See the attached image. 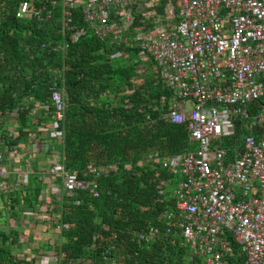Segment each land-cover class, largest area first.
I'll use <instances>...</instances> for the list:
<instances>
[{"label": "built area", "instance_id": "built-area-1", "mask_svg": "<svg viewBox=\"0 0 264 264\" xmlns=\"http://www.w3.org/2000/svg\"><path fill=\"white\" fill-rule=\"evenodd\" d=\"M47 3L59 8L61 30L71 28L73 42L91 34L111 57L133 53L140 79L149 71L167 89L152 106L154 118L183 125L196 145L154 159L169 175L159 193L174 202L164 213L167 232L202 258L198 264H227L235 257L234 244L242 264H264V138L243 133L240 145L223 147L237 125L251 130L264 123V102L251 107L264 99V0H23L16 17L42 18L50 14ZM51 102L53 117L40 127V136L30 134L28 151H11L5 140L10 135L0 132V193L26 184L32 155L51 152V161L38 163L46 204L50 189L56 199L81 187L97 196L95 181L84 183L65 171L51 150L48 138L58 133L64 115L62 93L53 90ZM145 119L151 121V114ZM104 170L87 168L94 177ZM58 178L61 188L52 184ZM23 210L37 217L35 210ZM157 234L153 227L139 240L149 243Z\"/></svg>", "mask_w": 264, "mask_h": 264}, {"label": "trees", "instance_id": "trees-1", "mask_svg": "<svg viewBox=\"0 0 264 264\" xmlns=\"http://www.w3.org/2000/svg\"><path fill=\"white\" fill-rule=\"evenodd\" d=\"M21 1L0 0V132L10 135L5 140L11 151H28L30 134L40 136V127L53 117L52 91H60L64 115L58 133L48 138L51 150L65 171L84 183L94 180L97 196L81 187L62 192L59 199L51 196L46 204L40 198L46 183L34 169L41 155H32L26 184L0 193L7 206V218L0 222V264H33L24 256L19 228L9 222L22 217L26 207L43 209L45 224L56 231L47 244L33 249L45 250L56 264L201 262L180 237L167 232L164 213L174 209V202L159 193L169 175L154 159L196 147L183 125L154 118L152 106L167 89L154 76L140 79L139 65L130 60L114 64L113 58L121 56L111 57L91 34L73 42L72 29L61 30L57 7L47 3L50 14L42 18L16 17ZM57 44L68 47L60 50ZM263 102L259 98L251 107ZM243 133L264 138V123L251 130L237 125L234 139H225L223 147L229 151L240 145ZM90 164L105 170L94 177L87 172ZM153 227L156 238L140 241L139 235ZM234 248L227 264H242L244 257Z\"/></svg>", "mask_w": 264, "mask_h": 264}, {"label": "rangeland", "instance_id": "rangeland-1", "mask_svg": "<svg viewBox=\"0 0 264 264\" xmlns=\"http://www.w3.org/2000/svg\"><path fill=\"white\" fill-rule=\"evenodd\" d=\"M134 54L129 53L127 56L120 57V58H113L114 64L117 63H122V62H128L132 58ZM151 73L149 71L146 72V77H150ZM56 141V140H55ZM58 149H60V146L57 143ZM45 157V156H44ZM35 157V162H34V169L36 172L39 170V164H44L45 162L51 161L47 157ZM47 159V160H46ZM32 164V161H31ZM175 179H179V177L175 176ZM55 185L57 188H61V182L59 178L52 183ZM49 194L53 196V190H49ZM7 206L3 202V200L0 198V222L4 221L7 218ZM39 212H37V217H31L27 216L25 217L24 215L19 217L17 221L15 220H9V222H12L13 226H16L19 228V231L21 233L20 239L24 243V256L33 262V264H56V261L52 255L46 254L45 250H42V254L35 253L33 249L41 247L40 245L47 244L48 240H51L53 237L56 235V231H54L52 228H49L44 222L46 220V215L44 210L39 209ZM29 232V236L27 233ZM37 250V249H36ZM48 256H46V255Z\"/></svg>", "mask_w": 264, "mask_h": 264}, {"label": "crops", "instance_id": "crops-1", "mask_svg": "<svg viewBox=\"0 0 264 264\" xmlns=\"http://www.w3.org/2000/svg\"><path fill=\"white\" fill-rule=\"evenodd\" d=\"M45 158V157H44ZM43 210V209H42ZM27 235L29 236V232L27 233Z\"/></svg>", "mask_w": 264, "mask_h": 264}]
</instances>
